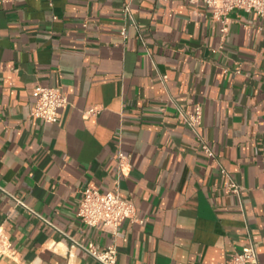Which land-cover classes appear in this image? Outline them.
I'll return each instance as SVG.
<instances>
[{
	"label": "crops",
	"instance_id": "1",
	"mask_svg": "<svg viewBox=\"0 0 264 264\" xmlns=\"http://www.w3.org/2000/svg\"><path fill=\"white\" fill-rule=\"evenodd\" d=\"M229 18L221 36L200 0H0V225L15 250L0 264H100L75 243L114 245L117 264H227L250 242L264 264V19ZM38 86L67 98L56 123L30 115ZM197 106L193 131L179 111ZM116 187L142 223L115 237L77 212L83 190Z\"/></svg>",
	"mask_w": 264,
	"mask_h": 264
},
{
	"label": "built area",
	"instance_id": "2",
	"mask_svg": "<svg viewBox=\"0 0 264 264\" xmlns=\"http://www.w3.org/2000/svg\"><path fill=\"white\" fill-rule=\"evenodd\" d=\"M203 5L211 11L213 20L220 24L219 32L224 36L228 31L230 23L229 14L234 10L254 13L264 19V0H200ZM124 12L128 17L131 16L128 6L124 7ZM123 40L127 39V30L122 28L119 32ZM34 104L30 115L45 123H56L58 120V110L67 103L65 94L58 88L38 86L32 91ZM98 111L94 108L88 110L85 114L93 116ZM181 118L187 126L195 131V128L201 121V109L196 107L193 113L179 111ZM200 148L210 157L213 156L209 146L204 140L199 138ZM128 157L122 153L117 155L118 170L124 174L123 166L127 164ZM220 173L225 176L224 189L235 196H239L242 188L228 174L224 168H220ZM82 200L79 204L77 217L86 225L91 227L100 226L102 230L118 236V229L122 222L129 220L132 223H142L136 218L135 207L132 203L121 198L118 187L113 190L100 193L97 190H83ZM17 206L25 208L28 212H34L28 209L20 200L10 196ZM77 247L89 254L100 264H117V250L114 245L107 247L102 251H96L91 248L83 247L75 243ZM15 255V250L3 228L0 225V259L3 257L11 258ZM227 264H260L255 248L250 242L240 250H235Z\"/></svg>",
	"mask_w": 264,
	"mask_h": 264
}]
</instances>
